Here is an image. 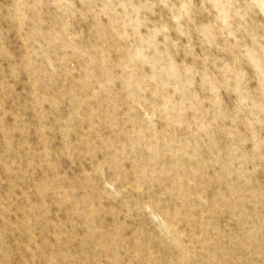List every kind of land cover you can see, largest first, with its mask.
Wrapping results in <instances>:
<instances>
[{"label":"rangeland","instance_id":"374dc122","mask_svg":"<svg viewBox=\"0 0 264 264\" xmlns=\"http://www.w3.org/2000/svg\"><path fill=\"white\" fill-rule=\"evenodd\" d=\"M0 264H264V0H0Z\"/></svg>","mask_w":264,"mask_h":264}]
</instances>
